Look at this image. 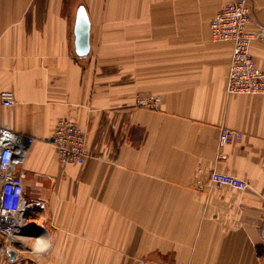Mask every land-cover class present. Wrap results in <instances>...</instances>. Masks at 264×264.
<instances>
[{
    "label": "crops",
    "instance_id": "obj_1",
    "mask_svg": "<svg viewBox=\"0 0 264 264\" xmlns=\"http://www.w3.org/2000/svg\"><path fill=\"white\" fill-rule=\"evenodd\" d=\"M236 1L0 0V93L14 98L0 126L34 139L25 191L45 219L0 264H264V95H226L231 46L209 26ZM249 4L255 35L264 0ZM250 53L264 72V40ZM61 119L86 135L80 165L57 161ZM220 126L243 139L218 158Z\"/></svg>",
    "mask_w": 264,
    "mask_h": 264
},
{
    "label": "built area",
    "instance_id": "obj_2",
    "mask_svg": "<svg viewBox=\"0 0 264 264\" xmlns=\"http://www.w3.org/2000/svg\"><path fill=\"white\" fill-rule=\"evenodd\" d=\"M253 21L249 0H237L223 7L210 22V35L214 43H228L231 46L230 62L226 75V95H264V72L260 71L250 53L252 39L264 40V29L255 35L248 33ZM3 106L14 105L10 91L0 93ZM144 103V102H143ZM145 104V103H144ZM148 104V103H147ZM7 134V135H6ZM239 131L220 126L218 129V158L221 149L235 141H241ZM31 137L24 136L0 126V251L12 249L38 225L40 202H32L26 196L27 181L23 172L24 159ZM60 166L80 165L87 157L86 135L72 121L61 119L57 122L50 139ZM11 154L7 163L4 157ZM221 155V156H220ZM206 176L207 182L218 187H227L238 192L245 191L249 184L234 175L216 170H197Z\"/></svg>",
    "mask_w": 264,
    "mask_h": 264
},
{
    "label": "water",
    "instance_id": "obj_3",
    "mask_svg": "<svg viewBox=\"0 0 264 264\" xmlns=\"http://www.w3.org/2000/svg\"><path fill=\"white\" fill-rule=\"evenodd\" d=\"M88 22L83 14V12L79 13L77 25L75 28L76 35V50L77 53L81 56H84L88 50ZM7 254L12 260L15 256V253L9 249L7 250Z\"/></svg>",
    "mask_w": 264,
    "mask_h": 264
},
{
    "label": "clouds",
    "instance_id": "obj_4",
    "mask_svg": "<svg viewBox=\"0 0 264 264\" xmlns=\"http://www.w3.org/2000/svg\"><path fill=\"white\" fill-rule=\"evenodd\" d=\"M10 155H11L10 153L5 155V157H4L5 163H7ZM20 239H24V238H20ZM39 250H40V242L38 240H36V243L33 245V251L35 252V251H39Z\"/></svg>",
    "mask_w": 264,
    "mask_h": 264
},
{
    "label": "rangeland",
    "instance_id": "obj_5",
    "mask_svg": "<svg viewBox=\"0 0 264 264\" xmlns=\"http://www.w3.org/2000/svg\"><path fill=\"white\" fill-rule=\"evenodd\" d=\"M38 225H43L45 226V219H44V215L41 216L40 218L38 217ZM28 242H30V240H28Z\"/></svg>",
    "mask_w": 264,
    "mask_h": 264
},
{
    "label": "bare ground",
    "instance_id": "obj_6",
    "mask_svg": "<svg viewBox=\"0 0 264 264\" xmlns=\"http://www.w3.org/2000/svg\"><path fill=\"white\" fill-rule=\"evenodd\" d=\"M52 137V136H51ZM51 139V138H50ZM51 143V142H50ZM86 152H87V149H86ZM88 155V154H87ZM86 159V158H85Z\"/></svg>",
    "mask_w": 264,
    "mask_h": 264
}]
</instances>
